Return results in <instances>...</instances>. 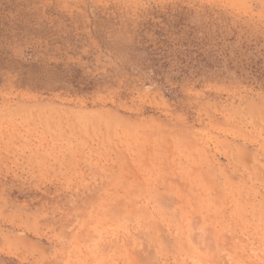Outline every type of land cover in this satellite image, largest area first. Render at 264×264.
<instances>
[{
	"label": "rangeland",
	"instance_id": "1",
	"mask_svg": "<svg viewBox=\"0 0 264 264\" xmlns=\"http://www.w3.org/2000/svg\"><path fill=\"white\" fill-rule=\"evenodd\" d=\"M0 264H264V0H0Z\"/></svg>",
	"mask_w": 264,
	"mask_h": 264
}]
</instances>
